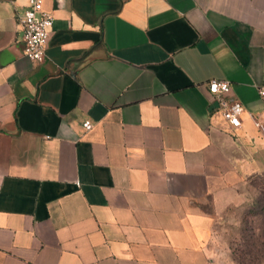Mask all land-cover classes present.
Listing matches in <instances>:
<instances>
[{
	"label": "crops",
	"instance_id": "crops-1",
	"mask_svg": "<svg viewBox=\"0 0 264 264\" xmlns=\"http://www.w3.org/2000/svg\"><path fill=\"white\" fill-rule=\"evenodd\" d=\"M29 1L0 0V264H218L220 218L264 173V0H43L42 62Z\"/></svg>",
	"mask_w": 264,
	"mask_h": 264
},
{
	"label": "rangeland",
	"instance_id": "rangeland-1",
	"mask_svg": "<svg viewBox=\"0 0 264 264\" xmlns=\"http://www.w3.org/2000/svg\"><path fill=\"white\" fill-rule=\"evenodd\" d=\"M216 233L218 264H264V173L239 187Z\"/></svg>",
	"mask_w": 264,
	"mask_h": 264
},
{
	"label": "built area",
	"instance_id": "built-area-1",
	"mask_svg": "<svg viewBox=\"0 0 264 264\" xmlns=\"http://www.w3.org/2000/svg\"><path fill=\"white\" fill-rule=\"evenodd\" d=\"M21 21L24 26V54L37 62H42L54 27L53 13L45 9L43 0H30ZM230 89L231 84L228 80L212 79L209 82V91L218 102L224 120L231 128H238L242 125L244 107L238 99L226 97ZM258 93L263 101V109L259 116L252 115V119L256 128L264 135V86L258 87ZM84 126L89 130L93 124L90 120H86Z\"/></svg>",
	"mask_w": 264,
	"mask_h": 264
},
{
	"label": "water",
	"instance_id": "water-1",
	"mask_svg": "<svg viewBox=\"0 0 264 264\" xmlns=\"http://www.w3.org/2000/svg\"><path fill=\"white\" fill-rule=\"evenodd\" d=\"M216 105H218V102L216 101V103H215Z\"/></svg>",
	"mask_w": 264,
	"mask_h": 264
}]
</instances>
